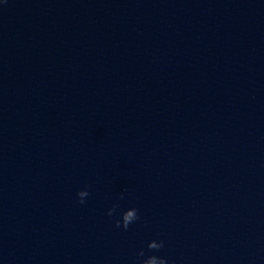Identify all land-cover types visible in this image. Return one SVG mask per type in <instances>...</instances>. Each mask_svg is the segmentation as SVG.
<instances>
[{"label":"water","instance_id":"95a60500","mask_svg":"<svg viewBox=\"0 0 264 264\" xmlns=\"http://www.w3.org/2000/svg\"><path fill=\"white\" fill-rule=\"evenodd\" d=\"M152 254L264 264V0H0V264Z\"/></svg>","mask_w":264,"mask_h":264},{"label":"clouds","instance_id":"9594fccd","mask_svg":"<svg viewBox=\"0 0 264 264\" xmlns=\"http://www.w3.org/2000/svg\"><path fill=\"white\" fill-rule=\"evenodd\" d=\"M90 191L88 188H84L78 191L77 195L79 197V203H86V197L90 195ZM120 199H124V193L120 194ZM118 209H120L119 202L114 203L112 207H110L107 211V215L112 217L117 215ZM140 219L139 209L136 207H129L125 210L119 211V218L115 220L116 228H123L124 230H128L129 227L134 224L136 221ZM165 247L164 240H156L152 239L148 242L147 248L152 252H159L161 249ZM138 257H145V250L141 248L138 253ZM139 264H169V259L166 256H158L155 254L148 255L146 258L139 261ZM171 264H176V261L173 260Z\"/></svg>","mask_w":264,"mask_h":264}]
</instances>
